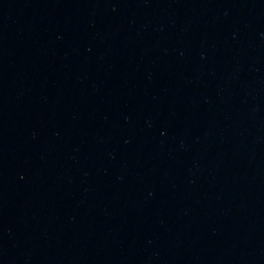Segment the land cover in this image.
<instances>
[{
	"label": "water",
	"instance_id": "1",
	"mask_svg": "<svg viewBox=\"0 0 264 264\" xmlns=\"http://www.w3.org/2000/svg\"><path fill=\"white\" fill-rule=\"evenodd\" d=\"M0 264H264V0H0Z\"/></svg>",
	"mask_w": 264,
	"mask_h": 264
}]
</instances>
